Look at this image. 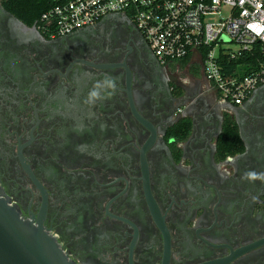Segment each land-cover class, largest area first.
Returning a JSON list of instances; mask_svg holds the SVG:
<instances>
[{
    "label": "flooded vegetation",
    "instance_id": "flooded-vegetation-1",
    "mask_svg": "<svg viewBox=\"0 0 264 264\" xmlns=\"http://www.w3.org/2000/svg\"><path fill=\"white\" fill-rule=\"evenodd\" d=\"M0 185L76 264H264V84L222 101L127 15L53 38L0 0Z\"/></svg>",
    "mask_w": 264,
    "mask_h": 264
},
{
    "label": "built area",
    "instance_id": "built-area-1",
    "mask_svg": "<svg viewBox=\"0 0 264 264\" xmlns=\"http://www.w3.org/2000/svg\"><path fill=\"white\" fill-rule=\"evenodd\" d=\"M37 27L61 37L127 15L158 60L201 63L222 101L241 105L264 84V0H55Z\"/></svg>",
    "mask_w": 264,
    "mask_h": 264
},
{
    "label": "water",
    "instance_id": "water-1",
    "mask_svg": "<svg viewBox=\"0 0 264 264\" xmlns=\"http://www.w3.org/2000/svg\"><path fill=\"white\" fill-rule=\"evenodd\" d=\"M0 264H76L49 229L23 216L1 185Z\"/></svg>",
    "mask_w": 264,
    "mask_h": 264
},
{
    "label": "trees",
    "instance_id": "trees-1",
    "mask_svg": "<svg viewBox=\"0 0 264 264\" xmlns=\"http://www.w3.org/2000/svg\"><path fill=\"white\" fill-rule=\"evenodd\" d=\"M55 3V0H5L7 9L29 26H37L42 14ZM187 126L190 127L189 124ZM231 128H233L231 125L227 126V129ZM230 136H233V133ZM222 145L225 147V143Z\"/></svg>",
    "mask_w": 264,
    "mask_h": 264
}]
</instances>
